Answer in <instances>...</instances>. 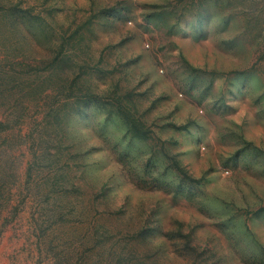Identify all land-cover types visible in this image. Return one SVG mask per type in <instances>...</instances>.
I'll list each match as a JSON object with an SVG mask.
<instances>
[{
    "label": "rangeland",
    "instance_id": "374dc122",
    "mask_svg": "<svg viewBox=\"0 0 264 264\" xmlns=\"http://www.w3.org/2000/svg\"><path fill=\"white\" fill-rule=\"evenodd\" d=\"M0 264H264V0H0Z\"/></svg>",
    "mask_w": 264,
    "mask_h": 264
}]
</instances>
